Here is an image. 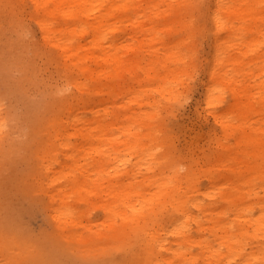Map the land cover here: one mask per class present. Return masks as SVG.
<instances>
[{
	"label": "bare ground",
	"instance_id": "obj_1",
	"mask_svg": "<svg viewBox=\"0 0 264 264\" xmlns=\"http://www.w3.org/2000/svg\"><path fill=\"white\" fill-rule=\"evenodd\" d=\"M27 1L66 81L35 127L28 181L62 246L90 256L133 237L131 264H264V79L251 81L264 75V0H209L205 23L188 8L196 0H0L15 15ZM204 29L221 133L181 174L159 114L180 96ZM21 241L0 239V264H54Z\"/></svg>",
	"mask_w": 264,
	"mask_h": 264
},
{
	"label": "rangeland",
	"instance_id": "obj_2",
	"mask_svg": "<svg viewBox=\"0 0 264 264\" xmlns=\"http://www.w3.org/2000/svg\"><path fill=\"white\" fill-rule=\"evenodd\" d=\"M208 1L196 0L188 7L198 22L205 23L207 19ZM1 2L0 239L32 244L39 256L54 264H131L140 248L133 237H128L125 248L104 250L90 256L64 248L44 200L28 191V181L37 168L35 127L61 101L59 90L66 81L50 61V51L42 44L40 27L30 14L31 2H25L18 15L8 11ZM16 17L22 18L23 24L13 28L10 21ZM194 42L195 64L184 76L180 96L164 100L159 114L162 130L169 137L165 150L175 159L181 174L185 173L187 164L204 162L205 156L216 146L215 136L221 133L205 94L214 36L204 29L197 32ZM29 62L35 69L30 71ZM261 79L264 75L251 81L256 83ZM232 100V92L228 90L218 103V110L227 107ZM102 215L101 209H95L92 219L98 220Z\"/></svg>",
	"mask_w": 264,
	"mask_h": 264
}]
</instances>
